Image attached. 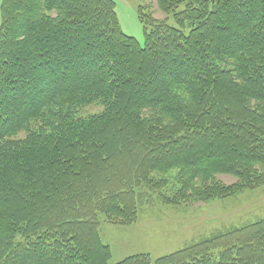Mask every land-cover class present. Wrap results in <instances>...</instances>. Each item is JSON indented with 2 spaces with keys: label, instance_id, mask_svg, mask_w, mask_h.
Listing matches in <instances>:
<instances>
[{
  "label": "trees",
  "instance_id": "1",
  "mask_svg": "<svg viewBox=\"0 0 264 264\" xmlns=\"http://www.w3.org/2000/svg\"><path fill=\"white\" fill-rule=\"evenodd\" d=\"M158 6L141 46L114 0L1 1L0 264H110L99 214L264 185V0ZM117 264H264V221Z\"/></svg>",
  "mask_w": 264,
  "mask_h": 264
},
{
  "label": "rangeland",
  "instance_id": "2",
  "mask_svg": "<svg viewBox=\"0 0 264 264\" xmlns=\"http://www.w3.org/2000/svg\"><path fill=\"white\" fill-rule=\"evenodd\" d=\"M114 1L121 29L136 39L141 46L145 45V28L138 15L141 6L149 5V11L155 19L168 18L173 22V16H166L159 9L158 0ZM102 109L99 105L87 107L82 116L100 114ZM218 179L227 185L236 182V178L229 175H219ZM172 182L175 189L172 188L170 193L174 197L179 188L175 181ZM137 191L148 194L144 188ZM145 201L147 200L143 199V205L138 209L136 221L129 226L118 225L105 215H98L101 239L112 249L110 264H117L127 257L142 253L149 255L155 262L158 258L177 252L216 233L264 221V185L243 189L227 198L208 202L196 201L188 204L189 206L183 204L172 206L158 201L148 204Z\"/></svg>",
  "mask_w": 264,
  "mask_h": 264
}]
</instances>
